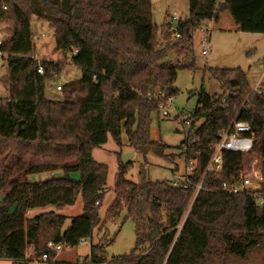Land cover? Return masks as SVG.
Returning a JSON list of instances; mask_svg holds the SVG:
<instances>
[{"label": "trees", "instance_id": "1", "mask_svg": "<svg viewBox=\"0 0 264 264\" xmlns=\"http://www.w3.org/2000/svg\"><path fill=\"white\" fill-rule=\"evenodd\" d=\"M34 16L49 23L56 49L73 51L71 63L82 70L79 80L65 84L61 100L45 94V81L56 66L34 57ZM9 20L13 26L0 45L7 66L2 80L10 94L7 102L0 99V140L11 142L14 156L7 165V146L0 141V156L6 152L0 169V259L28 264L30 244L34 259L48 255L46 264H102V244L93 245L84 262L55 260L48 247L49 242L75 247L100 229L108 167L93 158L92 149L109 136L122 146L125 130L128 145L144 158L149 152L166 156L169 146L151 139V115L160 103L147 92L161 88L175 94L179 69L195 68L191 33L206 22L214 31L264 33V0H189V15L176 24L179 37L171 35L169 23L158 33L151 0H0V21ZM174 49L191 63L170 62ZM210 73L223 93H199L192 127L196 142L188 151L197 159L190 184L145 178L142 184L121 183L126 191L120 201L125 219L134 223L136 246L119 264H217L264 251V205L257 199L264 196V181L260 191H221L224 182L264 171V93L253 91L240 68ZM236 119L250 124L253 148L225 151L220 174H207L195 194L214 153L211 145ZM121 167L124 172L126 166ZM53 170L63 175L28 180L29 174ZM75 171L78 180L70 176ZM79 195L83 212L65 230L67 217L56 211L28 216L34 209L73 205Z\"/></svg>", "mask_w": 264, "mask_h": 264}, {"label": "rangeland", "instance_id": "2", "mask_svg": "<svg viewBox=\"0 0 264 264\" xmlns=\"http://www.w3.org/2000/svg\"><path fill=\"white\" fill-rule=\"evenodd\" d=\"M223 1V0H220ZM153 22L158 27V33L166 23L176 25L177 20L172 19L175 14L178 18L184 19L189 15V0H151ZM167 14H169L167 16ZM207 23V22H206ZM205 23V24H206ZM203 24V25H205ZM13 22L0 21V31L3 35L9 36ZM33 35L40 36L45 34L39 40L34 41L36 51L35 59L41 63L43 61L53 62L56 68L50 71L45 81V94L49 99H63L65 84L71 81L79 80L82 70L71 63L73 51L64 52L56 49L54 30L45 21H36L32 18ZM194 59L195 68L188 66L178 71L177 80L173 86L176 90L173 94L172 103L168 106L160 107L151 115V139L161 141L169 146L166 150L167 155L159 157L149 152L144 158L141 153L135 151L128 145L125 130L122 131V146H118L112 136L101 147L92 149L93 158L105 164L108 167V176L105 186V195L99 207L101 218L100 229L96 228L93 238L85 239L75 247L64 246L56 254L55 259L59 261L84 262L90 259L91 247L102 244L103 252L100 254L105 259L104 264H119L120 258L130 255L136 246L135 226L131 218L125 219L127 212L125 203H121L120 197L126 191L121 185L124 180L135 184H142L144 178L146 181H167L175 179V171L183 175L185 173L187 162L186 158L181 156V149L178 147L186 138L185 128L181 119L186 117L187 113L194 112L198 105L199 93L204 90L209 95L222 94L219 82L211 76V69H242L246 75L249 86L253 89L258 81L264 75V33L249 32H220L212 30L210 33V42L208 45V54L203 55L201 50L203 45L200 42V31L194 30ZM162 39V36L160 37ZM169 61L177 65L190 64L179 49H174L169 54ZM7 74V66L4 60H0V99L7 102L10 94L3 84L2 77ZM62 90H58V86ZM172 95V94H171ZM225 95V94H224ZM163 110H168L169 115L164 116ZM203 120L197 121L195 128ZM189 128H186V131ZM3 147L5 144L8 150L9 160L14 156L13 147L10 141L0 140ZM182 147V146H181ZM134 154L128 157L125 163V155ZM182 154V153H181ZM6 152L0 156L1 164H4ZM7 160V165L13 160ZM126 166L123 172L121 166ZM264 177V171L261 173ZM63 175L61 170H53L29 174L28 180L31 182H41L52 178H58ZM71 178L78 180L80 173L72 172ZM263 187V184H262ZM121 203V210L118 211L117 205ZM144 206L142 201L141 203ZM56 211L67 217L63 230L67 229L71 219L81 215L83 212V199L79 195L73 205H67L61 208L47 207L34 209L28 212V216L39 214L46 211ZM142 250L136 254H141ZM26 255L34 258L33 247L28 244ZM229 257V256H228ZM228 259V258H227ZM218 260L217 264H264V251L254 250L243 260L236 256H230L226 259ZM11 260L0 259V264H10Z\"/></svg>", "mask_w": 264, "mask_h": 264}, {"label": "built area", "instance_id": "3", "mask_svg": "<svg viewBox=\"0 0 264 264\" xmlns=\"http://www.w3.org/2000/svg\"><path fill=\"white\" fill-rule=\"evenodd\" d=\"M172 19L179 20L175 14L172 16ZM177 25H171L170 26V32L173 37H179L177 33ZM195 30L200 31V42L203 45V48L201 50V53L203 55L208 54V45L210 42V33L212 31L210 23H206L205 25H202L198 27ZM194 30L192 31L193 35ZM45 34L42 33V35L37 36L33 35V41L39 40L41 37H44ZM4 39L3 32L0 31V45L2 44ZM3 55L0 52V60H3ZM39 73H43L42 68H39ZM58 90H62V86L59 85ZM255 92L258 93H264V75L263 77L258 81L257 85L254 88ZM147 98L150 100H158L160 103V107L168 106L172 103L173 95H171L170 91L164 90L161 88H155L153 90H150L147 92ZM225 101V99H223ZM163 115L168 116L169 111L163 110ZM195 121V114L187 113L186 117L181 119V123L183 127L185 128V142L183 143L181 147V153L183 157L186 158L187 167L185 170V173L183 175L179 174L178 171H175V179L172 181V184L174 186H178L180 184L187 187V185L190 184L191 178L190 176L193 174V171L197 165V159L194 157H188V151L189 146L191 143L196 142V139L193 137V123ZM186 128H189L186 131ZM194 129V128H193ZM254 146V139H253V132L251 129V126L246 121H241L236 119L233 124L220 132L219 134V140L211 145V148H213L214 153L211 157L205 171L203 172L202 180L199 184L196 185V192L195 194L202 188V181L204 177L207 174H214L219 175L222 170V164H223V155L225 151H234V152H248L250 151ZM262 172L260 170H253L252 172L242 175L239 179L233 181V182H224L221 187V191L227 192V193H237L240 191H260L262 189V184L264 181V177L261 174ZM258 202L260 205H264V196L258 195L257 196ZM84 241V240H82ZM81 241V242H82ZM48 247L55 251L56 254L62 250L64 245L62 244H55L53 242L48 243ZM48 255L44 254L42 259L40 260H31L29 261V264H41L43 261H47Z\"/></svg>", "mask_w": 264, "mask_h": 264}, {"label": "crops", "instance_id": "4", "mask_svg": "<svg viewBox=\"0 0 264 264\" xmlns=\"http://www.w3.org/2000/svg\"><path fill=\"white\" fill-rule=\"evenodd\" d=\"M36 19V21H44V20H38L35 16L33 17V20ZM238 33V32H237ZM219 69V68H217ZM221 90V89H220ZM253 91H254V88H253ZM26 259L28 260V264H29V261L31 260H37V259H34V258H30L28 255H26ZM56 260V259H55ZM10 264H19L18 262L16 261H10ZM41 264H46V261H43L41 262ZM104 264V263H102Z\"/></svg>", "mask_w": 264, "mask_h": 264}, {"label": "water", "instance_id": "5", "mask_svg": "<svg viewBox=\"0 0 264 264\" xmlns=\"http://www.w3.org/2000/svg\"><path fill=\"white\" fill-rule=\"evenodd\" d=\"M134 154H128V155H125L124 156V158H123V160H124V162L126 163L127 161H128V157H132Z\"/></svg>", "mask_w": 264, "mask_h": 264}]
</instances>
